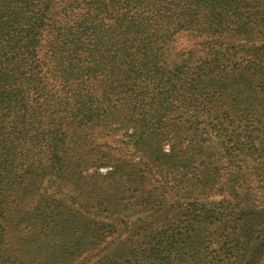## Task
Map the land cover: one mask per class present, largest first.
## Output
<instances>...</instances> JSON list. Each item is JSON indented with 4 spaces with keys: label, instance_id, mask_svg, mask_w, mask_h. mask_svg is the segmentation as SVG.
<instances>
[{
    "label": "trees",
    "instance_id": "16d2710c",
    "mask_svg": "<svg viewBox=\"0 0 264 264\" xmlns=\"http://www.w3.org/2000/svg\"><path fill=\"white\" fill-rule=\"evenodd\" d=\"M180 32L203 49L175 56ZM113 127L222 199L150 207L92 264H264V0H0V264H73L114 233L97 218L144 177L97 146Z\"/></svg>",
    "mask_w": 264,
    "mask_h": 264
},
{
    "label": "rangeland",
    "instance_id": "374dc122",
    "mask_svg": "<svg viewBox=\"0 0 264 264\" xmlns=\"http://www.w3.org/2000/svg\"><path fill=\"white\" fill-rule=\"evenodd\" d=\"M56 4H59L62 0H53ZM203 40L196 37L193 34H188L187 32H180L175 37L172 43V53L177 56L179 54H184L190 50L199 51L203 49L201 42ZM131 130H129L130 133ZM127 137H125V131L120 127H113L103 132L99 135V139L96 140V144L103 153L112 155L114 158H119L122 160L130 161L131 163H141L143 174H141L144 179H141V187L136 190L128 192L124 196V201H129L130 210L126 213H115L112 216L101 215L98 220L113 223L114 233L107 234L106 238L103 239L100 246H98L94 251L84 253L81 258H79L73 264H92L99 257L105 255L107 251L113 247L117 240L122 239L127 233H135L138 231L140 226H144L151 222V217L154 210L150 207H160V205L168 206L170 208V217L177 214L178 208L180 206L187 207L188 204L193 202H198L205 205H210L214 201H220L222 196L220 194L211 195L207 190L195 189L191 192H186L180 187L170 186L166 183L163 178L158 174L156 169H150L145 166V159L137 152L129 143H127ZM170 148V143L168 140L164 139L162 143L163 151L167 152ZM99 150V151H100ZM145 166V167H144ZM111 169L110 164L101 166L97 168V171L101 174L106 173ZM150 169V170H149ZM87 171V177H88ZM86 174H84L86 176ZM63 187V186H61ZM64 194L67 192V188H54ZM64 194L61 196L63 197ZM140 196V201H147L148 204H142L140 207L133 205ZM258 209H264V196L261 197L260 201L255 202ZM159 223L164 221L163 218H159ZM171 219V218H170ZM112 229V230H113ZM111 230V232H112ZM115 243V244H114Z\"/></svg>",
    "mask_w": 264,
    "mask_h": 264
}]
</instances>
